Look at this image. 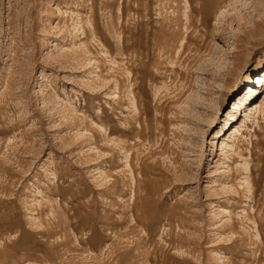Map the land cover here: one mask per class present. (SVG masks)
Masks as SVG:
<instances>
[{
	"label": "rangeland",
	"instance_id": "374dc122",
	"mask_svg": "<svg viewBox=\"0 0 264 264\" xmlns=\"http://www.w3.org/2000/svg\"><path fill=\"white\" fill-rule=\"evenodd\" d=\"M263 75L264 0H0V264H264Z\"/></svg>",
	"mask_w": 264,
	"mask_h": 264
},
{
	"label": "bare ground",
	"instance_id": "6f19581e",
	"mask_svg": "<svg viewBox=\"0 0 264 264\" xmlns=\"http://www.w3.org/2000/svg\"><path fill=\"white\" fill-rule=\"evenodd\" d=\"M258 80H259V83L264 82V75L263 76H258ZM253 104H255L254 108H253L254 109V113H258L259 114L260 112H262L263 108H264V95L259 101L257 100ZM251 111H252V108L249 109V112H247L245 114V117H246L247 120H250L251 116H253V115H251ZM244 126H247V125L245 123H243L242 125L234 127L233 131L228 136V140L226 142V146H227L228 149L230 147V150H232L233 152L235 151L236 147H240V146H238V140H239V136H241L243 134L242 127H244ZM254 135H256V134H254ZM252 145H253V149H254L256 146L257 147L261 146L262 145V141L255 139V141L252 143ZM225 148L226 147H224L222 150H224ZM230 150H225L224 153H226V152H228ZM127 152H128V149L124 150L126 158H128V154H126ZM236 154H239L240 156L242 155L240 151H238ZM257 158H260L259 154L257 155ZM253 167L254 166H250V167L247 168L248 175L246 176L247 181L249 179L248 184L251 186V188H252V186H255L257 184L256 177L252 178V176L250 175L251 169H253Z\"/></svg>",
	"mask_w": 264,
	"mask_h": 264
}]
</instances>
